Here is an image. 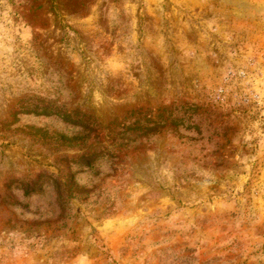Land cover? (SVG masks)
<instances>
[{"label": "rangeland", "instance_id": "rangeland-1", "mask_svg": "<svg viewBox=\"0 0 264 264\" xmlns=\"http://www.w3.org/2000/svg\"><path fill=\"white\" fill-rule=\"evenodd\" d=\"M0 264H264V0H0Z\"/></svg>", "mask_w": 264, "mask_h": 264}, {"label": "trees", "instance_id": "trees-1", "mask_svg": "<svg viewBox=\"0 0 264 264\" xmlns=\"http://www.w3.org/2000/svg\"><path fill=\"white\" fill-rule=\"evenodd\" d=\"M83 162L84 163H87L88 162V158L87 157H83ZM33 189H32V187L29 185V184H25V187H24V189H23V193H29L30 191H32Z\"/></svg>", "mask_w": 264, "mask_h": 264}]
</instances>
